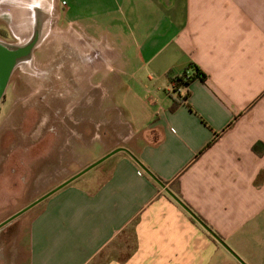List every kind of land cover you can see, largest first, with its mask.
<instances>
[{"label":"crops","instance_id":"obj_1","mask_svg":"<svg viewBox=\"0 0 264 264\" xmlns=\"http://www.w3.org/2000/svg\"><path fill=\"white\" fill-rule=\"evenodd\" d=\"M56 4L59 19L107 42L111 76L91 87H106L102 120L115 136L102 142L94 131L91 142L103 154L124 149L43 200L29 264L237 262L166 191L176 180L213 232L247 264H264V153L252 150L264 143V0ZM191 63L206 79L171 110L172 81Z\"/></svg>","mask_w":264,"mask_h":264},{"label":"rangeland","instance_id":"obj_2","mask_svg":"<svg viewBox=\"0 0 264 264\" xmlns=\"http://www.w3.org/2000/svg\"><path fill=\"white\" fill-rule=\"evenodd\" d=\"M49 1L48 8L44 0H0L6 34L0 40L20 44L38 34L31 61L13 70L0 102V222L104 156L92 145L94 131L102 142L115 136L102 120L106 87H91L96 81L106 85L104 76H111L105 72L107 42L91 41L76 24L59 19L57 0ZM96 65L103 68L92 74ZM94 114L102 120L96 128L89 121ZM42 202L0 228V264H29L27 234Z\"/></svg>","mask_w":264,"mask_h":264},{"label":"water","instance_id":"obj_3","mask_svg":"<svg viewBox=\"0 0 264 264\" xmlns=\"http://www.w3.org/2000/svg\"><path fill=\"white\" fill-rule=\"evenodd\" d=\"M38 40V34L35 33L33 36H31L27 41H24L23 43L16 44V43H9L5 42L3 40H0V102L5 94L6 87L8 85L10 76L13 72V70L23 64H28L31 61L33 51L36 47ZM124 149L122 147L115 148L114 150L108 152L104 156H102L97 161L93 162L92 164L86 166L76 174L72 175L68 179H66L61 184L57 185L50 191L43 194L38 199L31 202L29 205L24 207L23 209L19 210L18 212L14 213L7 219L0 222V228H2L4 225L9 223L11 220L25 212L26 210L30 209L37 203L41 202L60 188L64 187L65 185L69 184L91 168L95 167L108 157H110L115 152ZM135 158V157H134ZM136 159V158H135ZM137 160V159H136ZM138 161V160H137ZM149 173V172H148ZM151 174V173H150ZM152 175V174H151ZM153 176V175H152ZM154 177V176H153ZM166 191L179 203L181 204L206 230H208L217 240L219 243H221L241 264H247L231 247L225 243L220 237L215 235V233L205 224L203 223L198 217L195 216V214L168 188L166 187Z\"/></svg>","mask_w":264,"mask_h":264},{"label":"trees","instance_id":"obj_4","mask_svg":"<svg viewBox=\"0 0 264 264\" xmlns=\"http://www.w3.org/2000/svg\"><path fill=\"white\" fill-rule=\"evenodd\" d=\"M6 31V30H5ZM0 35L6 36L5 32L3 30H0ZM195 78H200L202 80L206 79V74L201 71V69L194 63H191L183 72V74L177 78H175L172 83V93L175 95L173 102L170 106L171 110H175L176 107L180 104L181 100L186 98L188 95V86L190 85L191 81ZM183 92V93H182ZM185 93V96L183 95ZM211 142L208 144L210 145ZM207 145V146H208ZM252 150L258 154L261 155L264 153V143L261 141H258L254 143L252 146ZM171 191L195 214L196 217H198L203 223L208 225L205 221V219L198 214L193 208L190 206L189 203H187L180 192V186L178 180H176L171 186ZM215 235L221 238V236L214 232Z\"/></svg>","mask_w":264,"mask_h":264},{"label":"built area","instance_id":"obj_5","mask_svg":"<svg viewBox=\"0 0 264 264\" xmlns=\"http://www.w3.org/2000/svg\"><path fill=\"white\" fill-rule=\"evenodd\" d=\"M173 86H174V85H173V83H172V85H171V89H172Z\"/></svg>","mask_w":264,"mask_h":264},{"label":"bare ground","instance_id":"obj_6","mask_svg":"<svg viewBox=\"0 0 264 264\" xmlns=\"http://www.w3.org/2000/svg\"><path fill=\"white\" fill-rule=\"evenodd\" d=\"M14 11H15V14H16V8H15V10H14Z\"/></svg>","mask_w":264,"mask_h":264},{"label":"flooded vegetation","instance_id":"obj_7","mask_svg":"<svg viewBox=\"0 0 264 264\" xmlns=\"http://www.w3.org/2000/svg\"><path fill=\"white\" fill-rule=\"evenodd\" d=\"M38 30H36V32H37Z\"/></svg>","mask_w":264,"mask_h":264}]
</instances>
